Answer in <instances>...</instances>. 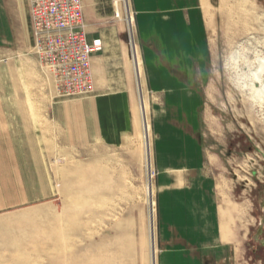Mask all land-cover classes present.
Wrapping results in <instances>:
<instances>
[{
  "label": "rangeland",
  "instance_id": "374dc122",
  "mask_svg": "<svg viewBox=\"0 0 264 264\" xmlns=\"http://www.w3.org/2000/svg\"><path fill=\"white\" fill-rule=\"evenodd\" d=\"M192 2L212 56L205 139L222 237L234 239L226 264H264V0ZM21 3L28 27L0 15V264H157L151 96L130 0L106 16L85 9L123 77L73 98L42 63Z\"/></svg>",
  "mask_w": 264,
  "mask_h": 264
},
{
  "label": "crops",
  "instance_id": "0c3cea01",
  "mask_svg": "<svg viewBox=\"0 0 264 264\" xmlns=\"http://www.w3.org/2000/svg\"><path fill=\"white\" fill-rule=\"evenodd\" d=\"M21 1L26 4V0H0V15L25 17L28 27ZM85 1V9L97 16L114 12V0ZM192 1L130 0L142 80L151 96L157 264H226L225 254L234 241L229 237L225 241L220 228L214 158L207 149L204 119L206 65L212 56L205 20ZM85 9L89 39L103 40L92 31ZM103 43L104 52L92 59L94 92L111 88V79L123 77L121 59Z\"/></svg>",
  "mask_w": 264,
  "mask_h": 264
},
{
  "label": "built area",
  "instance_id": "2783aa9c",
  "mask_svg": "<svg viewBox=\"0 0 264 264\" xmlns=\"http://www.w3.org/2000/svg\"><path fill=\"white\" fill-rule=\"evenodd\" d=\"M31 28L40 59L55 75L64 98L93 92L92 59L104 52L89 39L83 0H29Z\"/></svg>",
  "mask_w": 264,
  "mask_h": 264
},
{
  "label": "flooded vegetation",
  "instance_id": "af4514ba",
  "mask_svg": "<svg viewBox=\"0 0 264 264\" xmlns=\"http://www.w3.org/2000/svg\"><path fill=\"white\" fill-rule=\"evenodd\" d=\"M258 209L264 214V191L261 194V202L258 205ZM255 238L260 244V248H264V219L259 222V226L256 229Z\"/></svg>",
  "mask_w": 264,
  "mask_h": 264
},
{
  "label": "bare ground",
  "instance_id": "6f19581e",
  "mask_svg": "<svg viewBox=\"0 0 264 264\" xmlns=\"http://www.w3.org/2000/svg\"><path fill=\"white\" fill-rule=\"evenodd\" d=\"M260 78H261V77H259L258 80H259L260 83H262ZM261 86H262V88H261L260 90L257 91L258 96H261V95L264 94V83H262ZM195 229H196V228H195ZM227 239H228V238H227ZM200 263H201V262H200Z\"/></svg>",
  "mask_w": 264,
  "mask_h": 264
}]
</instances>
